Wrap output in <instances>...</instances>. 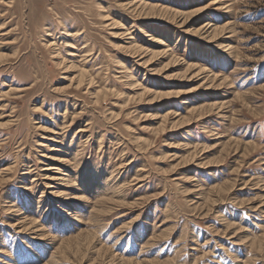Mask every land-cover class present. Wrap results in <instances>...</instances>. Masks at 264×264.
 Instances as JSON below:
<instances>
[{"label":"rangeland","instance_id":"1","mask_svg":"<svg viewBox=\"0 0 264 264\" xmlns=\"http://www.w3.org/2000/svg\"><path fill=\"white\" fill-rule=\"evenodd\" d=\"M0 264H264V0H0Z\"/></svg>","mask_w":264,"mask_h":264},{"label":"bare ground","instance_id":"2","mask_svg":"<svg viewBox=\"0 0 264 264\" xmlns=\"http://www.w3.org/2000/svg\"><path fill=\"white\" fill-rule=\"evenodd\" d=\"M148 7V11H151L153 12L155 9L159 10V11H163L164 13H170L171 11H169L168 9H164V8H158V7H155V6H147ZM170 15V14H169ZM175 14H172V16H174Z\"/></svg>","mask_w":264,"mask_h":264}]
</instances>
